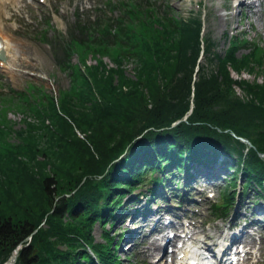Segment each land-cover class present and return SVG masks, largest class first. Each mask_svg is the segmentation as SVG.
I'll return each instance as SVG.
<instances>
[{
    "label": "trees",
    "instance_id": "16d2710c",
    "mask_svg": "<svg viewBox=\"0 0 264 264\" xmlns=\"http://www.w3.org/2000/svg\"><path fill=\"white\" fill-rule=\"evenodd\" d=\"M156 3L108 1L93 21L77 16L68 37L52 43L71 88L59 90L57 102L35 86L21 95L23 102L0 98V264L19 244L15 264H94L78 238L92 245L102 264H120L117 235L104 227L124 210L125 190L142 180L143 169L179 168L183 159L205 163L223 152L235 162L244 189L264 193V81L231 76V70L258 74L264 49L252 43L237 58L238 46L249 42L236 37L219 54L201 39L217 68L193 71L201 20H183L170 0ZM89 57L98 65L88 66ZM105 57L132 64L134 78L107 68ZM235 86L252 98L241 102ZM11 108L23 114L18 129L8 118ZM229 177L235 187L237 177ZM222 197L216 210L224 212L234 193L225 190ZM95 225L102 227L103 243H93Z\"/></svg>",
    "mask_w": 264,
    "mask_h": 264
},
{
    "label": "rangeland",
    "instance_id": "374dc122",
    "mask_svg": "<svg viewBox=\"0 0 264 264\" xmlns=\"http://www.w3.org/2000/svg\"><path fill=\"white\" fill-rule=\"evenodd\" d=\"M119 0H116L117 2ZM127 1V0H125ZM136 3H141V5H145L146 0H134ZM156 3L157 0H152ZM171 5L177 11L180 18L187 21L190 16H195L196 18L201 20V25L204 30V34H200L199 38V54L196 59L195 66L193 71L196 68L204 69L205 71L213 70L217 68V62L213 61L210 62L206 58V53L203 51V43L201 39H209L210 42L213 43V47L211 48L213 53L224 54L228 47V42L231 39L232 34H237L240 38L248 40V44H240L236 50L237 58H240L242 55H245L249 52V49L252 46V43L258 44L261 48L264 49V0H253L254 7L251 10H247L245 7L231 10L229 9L233 3V0H170ZM247 2L252 0H246ZM164 2V0L157 1L156 4H160ZM52 7L56 13L55 22L52 24V29H48L42 23H39L33 20L29 25H25L23 29L19 33L13 34L15 38L18 35H31L29 34L30 31L41 33L42 31H48L47 43L49 47L42 43L41 41H36L34 39V33L30 37L20 38L18 42L17 49L19 50V60L16 63L17 71L13 73L12 78H7L6 82H2L1 85L6 88L2 92L4 95H12L15 96V92H23L28 84L35 85L37 88H40L44 93L52 95L53 97L57 98L60 97L62 93H59V90L69 91L70 88V79L65 72H61L57 65L53 60V55H56L55 51L53 50L51 43L53 41L51 33L53 30L61 32L63 36L67 33V27L74 21V12L75 9L78 7L74 4L73 0H61L57 1L55 5ZM242 11L241 17L239 13ZM116 11L114 12V15ZM50 20L52 21L53 18L51 13L48 15ZM47 16V17H48ZM81 18V17H80ZM51 26V25H50ZM46 28V29H45ZM205 47V46H204ZM102 62L105 64L107 68L111 69H118L121 68L124 70L123 76L129 79L134 78V73L132 70L133 65L127 62L118 65L115 61L110 60L109 58H101ZM90 61V59H89ZM88 62V66H96L98 65L99 61H95L94 59L91 62ZM72 62L74 64H78L77 58L72 57ZM196 67V68H195ZM255 70L258 74L248 75L245 72L237 74L236 72L231 70V76L234 80H247L248 82L252 83L257 81L261 84L264 81V63L261 66L256 65ZM198 71V70H197ZM195 77V72L193 75ZM118 79L117 75H115V82ZM0 87V88H3ZM235 95L239 98V100L244 99V101L249 100L251 96L245 95L238 87L233 88ZM63 91V92H64ZM17 99V97H14ZM14 106V105H11ZM1 109V107H0ZM189 113V112H188ZM21 114L17 108H11L8 111V118L11 120L15 125V129L19 127V119L21 118ZM184 119V118H183ZM182 119V120H183ZM177 123V122H176ZM176 123L172 124V126L177 125ZM235 136V134H234ZM242 138V137H237ZM11 141H15L14 138ZM127 155V151L122 155L117 161L119 162L122 158ZM236 157V156H233ZM210 158V157H209ZM40 159V158H39ZM5 164L4 167H13L16 168L18 164L14 163L11 165ZM142 173L145 174V177L148 175L149 170L143 169ZM224 173V172H223ZM233 172H229L232 174ZM237 177V185L234 190H238L241 192V181H240V173L234 174ZM223 176V175H222ZM221 176V178H223ZM225 177L228 175H224ZM181 176L178 175L177 178L172 179V181H177L179 185V190L181 191L180 194H176L174 198L171 200L172 202H176L179 199H182V193L184 194L183 189V181ZM170 179V178H169ZM169 179L166 181L165 185L163 186V190L168 193L169 187L173 184H168ZM195 184L192 188V194L199 193L200 191L205 192L208 194V191H205L203 185H208V180L205 178H197L195 179ZM214 183L218 185L219 189L227 185V183L223 179L214 180ZM240 187V188H239ZM199 188V189H198ZM207 188V187H206ZM186 189V188H185ZM145 189L140 191H144ZM219 190H217L216 196L212 199L213 201H221V197L219 198ZM232 192V191H231ZM138 193V191L136 192ZM169 196V194H168ZM257 199L255 193L253 191V187H249L247 193L243 197L241 202V208L237 211L239 215V222L240 219L245 214V217H248L255 206L252 205V201ZM129 196L124 195L122 202L128 205ZM222 202V201H221ZM220 202V203H221ZM262 204H264V199H262ZM260 204V203H259ZM258 204V205H259ZM128 210H123L122 212H114L113 220L107 219V223L104 228L110 231V234L117 235L119 232L125 233V238H122L121 242L118 245V249L116 250L117 256L121 260V264H146L143 260L145 256V251L142 249L145 246V241H142L143 237L141 236V227L143 222L141 221V217L136 215L138 211H145V208L152 211L151 204H147L145 199H141L139 202L130 203L128 205ZM257 206V205H256ZM261 208V212L253 215L252 218H262L264 219V208ZM254 209H257L254 208ZM127 215H125V213ZM202 211V210H201ZM231 214V212H230ZM140 215V214H139ZM229 215V214H228ZM228 222L225 223L224 221H216L213 223L214 226H217L220 231H225V229L230 226V217L227 220ZM260 221V220H259ZM111 223H113L111 225ZM134 224V225H133ZM257 225V223H255ZM262 230H260V235L264 236V223L261 225ZM135 231V232H134ZM131 232L133 234H138L136 240H133L134 246H131V243H128V239L131 237ZM93 243H103L102 238V227L100 225H95L93 231ZM79 242L83 240L82 238H78ZM115 243V242H114ZM83 247L86 249V241L84 242ZM263 248H264V239H263ZM150 263L151 261L148 260ZM261 261L258 260V263ZM15 264V263H14ZM264 264V259H263Z\"/></svg>",
    "mask_w": 264,
    "mask_h": 264
},
{
    "label": "bare ground",
    "instance_id": "6f19581e",
    "mask_svg": "<svg viewBox=\"0 0 264 264\" xmlns=\"http://www.w3.org/2000/svg\"><path fill=\"white\" fill-rule=\"evenodd\" d=\"M13 3L15 4V2H13ZM253 4H254V2H253ZM2 23L3 22H1V18H0V38H1V41H2V45H3V51L7 54V53L13 51V48H12L13 46L10 44V42L8 40L9 38L7 39L2 33V31H3L2 30V27H3ZM5 66L9 67L8 62L5 63ZM151 245H152L153 248H158V244H157L156 241H153Z\"/></svg>",
    "mask_w": 264,
    "mask_h": 264
},
{
    "label": "water",
    "instance_id": "95a60500",
    "mask_svg": "<svg viewBox=\"0 0 264 264\" xmlns=\"http://www.w3.org/2000/svg\"><path fill=\"white\" fill-rule=\"evenodd\" d=\"M179 122V121H178ZM241 141H243V142H246L247 144H249V142L248 141H246V140H243V139H240ZM262 157H264V155H261ZM21 245H19L14 251H13V253H12V255H11V258L5 263V264H14L15 263V261H16V259H17V256H18V251H19V249L21 248L20 247Z\"/></svg>",
    "mask_w": 264,
    "mask_h": 264
}]
</instances>
